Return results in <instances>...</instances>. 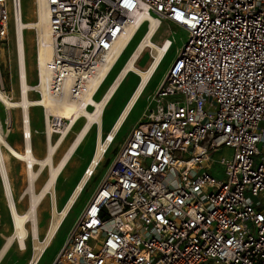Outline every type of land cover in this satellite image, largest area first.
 <instances>
[{"label":"built area","instance_id":"1","mask_svg":"<svg viewBox=\"0 0 264 264\" xmlns=\"http://www.w3.org/2000/svg\"><path fill=\"white\" fill-rule=\"evenodd\" d=\"M15 2L0 0V45ZM45 4L53 52L36 90L57 133L70 121L57 109L79 103L141 14L188 31L51 264H264V0Z\"/></svg>","mask_w":264,"mask_h":264},{"label":"rangeland","instance_id":"2","mask_svg":"<svg viewBox=\"0 0 264 264\" xmlns=\"http://www.w3.org/2000/svg\"><path fill=\"white\" fill-rule=\"evenodd\" d=\"M21 2L24 20L26 22H32L37 20V0H21ZM15 27L16 26L13 25V23L11 22L8 39L0 45V87L10 93V95H12L14 99H18L20 97V81ZM147 28L148 23L146 22L138 32L131 45L126 49L125 53L123 54V57L117 63L111 75L102 85L100 91L96 96L97 99L102 96L106 88L109 86L117 72L124 64L129 54L132 52L141 35ZM165 38H170L172 40V46L166 58L162 62L158 71L156 72L144 96L141 98L138 105L133 110L132 114L122 127L121 131L118 133L116 140L112 144L110 150L105 155L104 160L97 168L92 179L89 181L84 193L79 198L78 202L76 203L75 207L66 219L60 232L54 239L50 248L47 250L40 264H51L60 252V250L63 248L67 240L69 239L77 220L82 215L85 206L91 200L98 186L101 184V182L104 180L107 173L109 172L116 155L123 146V143L131 133L133 127H135L139 120L143 118L148 106H150L152 102L153 96L155 95L159 86L165 80L167 73L172 65V62L178 54V50L181 49L183 45L187 42L188 31L178 26L177 24L164 21L162 22V26L157 35L155 36L154 40L157 43L161 44ZM24 44L26 53V69L28 75V82L31 86L35 88L39 80L37 29H25ZM151 60L152 49L147 48L137 65L140 68H146L151 62ZM138 80V75L135 73H131L124 81V83L122 84L110 104L107 106L103 114L105 133L110 130L112 124L114 123L113 120L117 118V114H119V112L127 102ZM30 95L32 98L40 97V94L39 92H37L36 88L30 91ZM9 117L10 122H7V118ZM30 117L33 151L37 157L43 158L46 155L48 145V122L46 108L41 105L31 106ZM0 123L2 131L4 135H6V138H8V141L19 151L24 152L25 136L23 135L24 129L22 124V109L19 107L8 109L7 106H5V104L0 101ZM83 124L84 117H81L75 123L64 144L59 149L58 154L56 156V160H58L61 155L65 152L68 145L75 138L77 132L80 130ZM8 129L11 130L9 131ZM13 129H15V131H13ZM59 135L60 133H55L54 139H56ZM96 136L97 127L94 126L88 138L79 147L75 155L70 160L69 164L59 176L57 184L55 186L59 208L64 205L67 198L71 194L75 184L78 182L86 166L88 165L95 149ZM3 151L4 153H6L7 157L6 167L8 168L7 171L13 188L15 203L18 211L22 213L26 211L33 203L30 200L32 192H36V194H38L43 188V185L48 178V169L44 168L39 171L40 165L36 164L35 171L37 172V175L31 184L28 172L26 170L25 161L14 155L8 154L7 150L4 147ZM231 154L232 149L228 147H223L222 149H218V151L212 153L213 157L217 159H220L223 156L230 157ZM212 165H215L213 161L206 162L204 164V170L209 171L212 168ZM216 167L217 169H213L214 175L219 178L226 179V175L224 173V166L216 165ZM36 204L37 205L35 213L37 224L39 225V235L40 239H44L53 215V203L51 195L48 194L44 200L37 202ZM29 225H31V222ZM13 229V221L8 207L7 198L4 193L3 181L0 174V251L7 242L8 237L13 233ZM20 244L21 243L18 240H13L10 247L7 249L4 256L2 257L0 264H29L36 252V242L34 241L33 236L30 235L23 246L22 244Z\"/></svg>","mask_w":264,"mask_h":264},{"label":"bare ground","instance_id":"3","mask_svg":"<svg viewBox=\"0 0 264 264\" xmlns=\"http://www.w3.org/2000/svg\"><path fill=\"white\" fill-rule=\"evenodd\" d=\"M36 13L37 20L26 22L23 18L22 2L21 0H16L13 14L11 16V22L16 26L15 32L19 64L20 97L18 99H14L12 95H10V93L0 87V101L3 102V104H5L8 109L18 107L22 109V124L24 129L23 135L25 136V150L24 152H21L8 141V138H6V135H4L0 126V174L3 181L4 193L7 198L8 207L11 213L14 227L13 233L8 237L7 242L0 251V262L13 240H18L23 246L26 243L27 238L31 235L36 242V252L29 264H40L47 250L52 245L66 219L78 202L79 198L84 193L89 181L92 179L97 168L102 163L105 155L116 140L118 133L121 131L122 127L127 122L133 110L136 108L139 101L144 96L147 88L152 82L156 72L158 71L172 46V40L170 38H165L161 44L157 43L154 40L155 36L162 26V21L166 20H160L154 16H146L145 14H141L137 18V22L129 28L127 35L120 41L115 55L110 59L107 66L84 88L83 92L79 96V103L74 106L69 104L68 101L63 103L62 107L57 109L58 113L56 114L69 116L70 121L64 123L60 127V135L56 139H54V136L55 133H57L55 131L57 129V126L59 125L58 120L54 119L52 123L47 114V152L43 158H39L35 155L32 147L30 117L31 106L41 105L44 106L47 111V108L51 103L45 96L32 98L30 95V91L32 89H35L37 85L34 88L28 82L24 44L25 29L34 28L38 30L37 51L39 76L41 77L44 76L46 67L51 61L53 45L50 33L49 14L45 4V0H37ZM146 22L148 23V28L141 35L132 52L129 54L124 64L117 72L102 96L97 99L96 96L100 91L102 85L111 75L113 69L123 57L126 49L131 45V43L137 36L139 29L142 28V26ZM147 48L152 49V60L146 68H140L137 64ZM131 73L137 74L139 80L135 85V88L131 92L127 102L112 124L110 130L105 133L103 121L104 111ZM145 116L146 114L138 124H140L145 119ZM81 117H84L83 126L77 132L75 138L68 145L65 152L58 160H56L59 149L64 144L75 123ZM7 122H10V117L7 118ZM94 126L97 127V136L93 155L83 174L75 184L66 202L61 208H59L55 189L57 180L66 166L69 164L70 160L75 155L79 147L88 138ZM8 130L10 131L11 129ZM3 147L7 150L8 154L14 155L25 161L26 170L28 172L31 184L37 175V172L35 171L36 164L40 165L39 171L44 168L48 169V178L45 181L43 188L38 194H36V192H32L30 200L33 203L26 211L22 213L18 211L15 203L13 188L7 171L8 168L6 167L7 157L6 153H4L5 150L3 151ZM91 172L92 174L89 175ZM48 194H50L52 198L53 215L44 239H40L39 225L37 224L35 213L37 205L36 203L44 200ZM30 222L31 225H29Z\"/></svg>","mask_w":264,"mask_h":264},{"label":"crops","instance_id":"4","mask_svg":"<svg viewBox=\"0 0 264 264\" xmlns=\"http://www.w3.org/2000/svg\"><path fill=\"white\" fill-rule=\"evenodd\" d=\"M162 22H164V21H162ZM168 22H169V21H168ZM142 27H143V26H142ZM140 29H141V28H140ZM140 29H139V31H140ZM117 115H118V114H117ZM117 115H116V116H117ZM144 115H145V114H144ZM143 117H144V116H143ZM115 118H116V117H115ZM142 119H143V118H142ZM142 119H141V120H142ZM114 120H115V119H114ZM114 120H113V122H114ZM141 120H139V122H140ZM113 122H112V123H113ZM139 122H138V123H139ZM138 123H137V124H138ZM137 124H136V125H137Z\"/></svg>","mask_w":264,"mask_h":264}]
</instances>
